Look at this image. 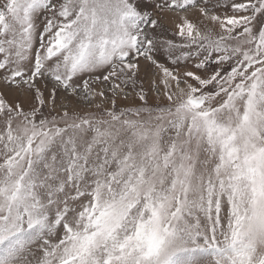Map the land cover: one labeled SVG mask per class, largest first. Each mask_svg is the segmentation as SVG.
<instances>
[{
  "label": "snow or ice",
  "instance_id": "obj_1",
  "mask_svg": "<svg viewBox=\"0 0 264 264\" xmlns=\"http://www.w3.org/2000/svg\"><path fill=\"white\" fill-rule=\"evenodd\" d=\"M0 264H264V0H0Z\"/></svg>",
  "mask_w": 264,
  "mask_h": 264
}]
</instances>
